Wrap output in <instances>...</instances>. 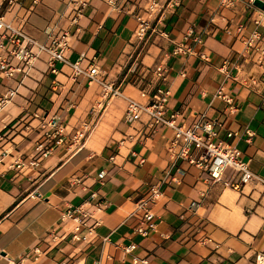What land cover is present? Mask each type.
<instances>
[{
	"label": "crops",
	"instance_id": "0c3cea01",
	"mask_svg": "<svg viewBox=\"0 0 264 264\" xmlns=\"http://www.w3.org/2000/svg\"><path fill=\"white\" fill-rule=\"evenodd\" d=\"M176 1L153 20L142 48L133 37L134 14L145 0H88L76 22L69 0H14L2 12L41 42L67 31L69 62L96 65L102 78L137 99L145 100L140 89L159 84L153 68L163 61L170 89L165 117L178 111L186 127L200 114L216 120L213 140L231 142L250 170L264 175V53L255 49L264 50V10L249 0L231 6ZM254 30L256 46H248ZM189 32L201 43L190 40L191 53L171 54ZM48 59L43 52L27 73L0 77V96L15 89L0 109V264L25 254L28 264H131L133 256L152 264H256V255L264 253L262 185L248 182L234 190L212 182L176 155L180 146L171 147L172 128L152 124L146 114L126 122L123 96L106 99L97 82L73 76L71 65L59 61L54 71ZM221 85L232 108L216 96ZM53 116L65 128L48 136L52 129L41 123ZM77 131L83 136L75 140ZM230 131L235 134L229 137ZM4 149L9 153L3 155ZM15 158L37 163L9 167ZM222 178L232 181L236 172L228 168ZM153 185L161 190L151 205L156 228L143 236L135 230L141 224L135 202ZM92 191L107 205L96 214L93 231L83 228L75 240L72 221L60 220V212L88 200ZM130 243L136 247L127 253ZM34 246L40 248L36 258Z\"/></svg>",
	"mask_w": 264,
	"mask_h": 264
},
{
	"label": "built area",
	"instance_id": "2783aa9c",
	"mask_svg": "<svg viewBox=\"0 0 264 264\" xmlns=\"http://www.w3.org/2000/svg\"><path fill=\"white\" fill-rule=\"evenodd\" d=\"M36 1V0H34ZM74 4L73 15L71 22H76L77 18L82 14L88 0H69ZM109 4L114 5V0H107ZM235 0H220L221 6H231ZM264 2V0H261ZM253 0H249L251 4ZM14 0H0V77L9 79L15 76L16 73H27L33 66L35 60L41 53L48 54V63L52 70L55 71L54 62L59 61L64 64H69L73 70V76L85 75L89 82L95 81L101 87V95L110 99L112 97L123 96L126 100L124 112V120L126 122H134L138 120L142 114H146L152 124H163L172 128L174 132L171 140V147L179 144V150L176 152L178 157L187 158L198 168L206 171L209 180L212 182L222 181L223 184L230 186L234 190H240L241 187L248 182H255L264 187V175L258 174L250 170L248 163L241 157L240 150L231 142L226 140H218L215 142L213 138L216 135L215 125L219 124L216 120L207 119L204 114L199 117L188 127L178 122L179 112L173 111L168 117H165V105L170 95V89L164 85L167 80V66L163 61L154 65L153 71L160 80L159 84L152 90L140 89L139 94L141 99H137L128 95H124L123 90L114 82L105 80L100 76V71L96 65H90L83 68L80 60L69 62L67 52L70 49V35L67 31H60L53 34L47 43L41 42L24 31L22 26L13 23L5 18L2 12V6H11ZM177 4L176 0H145L143 10L134 14L137 22L133 32L134 41L137 46L142 48L148 40L149 31L152 29L154 19H161L165 15V9ZM261 10V9H260ZM264 10V9H262ZM261 10V11H262ZM258 24L260 19H255ZM242 29L241 25L236 26V31ZM191 32L185 34L182 40L175 44L171 54H184L193 51L190 42L201 43L199 37L189 38ZM259 33L254 30L251 37L247 41L248 46H253L254 41L258 39ZM191 40V41H190ZM190 41V42H189ZM256 46V45H254ZM261 53L263 49L255 47ZM200 56L205 57V54L200 53ZM15 94V89L8 88L4 94L0 96V109L11 99ZM216 96L222 98L230 104L231 97L224 92L221 85L216 91ZM43 127L48 126L52 132L47 133L60 135L63 133L65 125L60 121L59 117L53 116L49 120L42 122ZM249 133V130H246ZM235 132H228L227 136H231ZM83 136V131H77L74 139L78 140ZM60 140V139H59ZM181 142L179 143V141ZM197 149L198 154L192 155L191 150ZM49 150V149H48ZM9 153L8 149H4L2 154ZM42 154L46 155L47 150ZM36 158L23 160L15 158L9 164L11 168L25 169L35 166ZM231 168L236 172L237 178L228 181L224 180L223 174L226 169ZM161 196L159 186L153 185L147 193L140 197L136 202V211L140 215L141 224L138 225L136 232L147 236L149 232L154 231L156 222L154 220V212L151 205L154 204ZM107 202L99 199L97 193L92 191L88 200L78 205H68L66 209L60 212V220L69 219L72 221V238L75 240L81 239L80 232L86 228L88 232H92L94 227L99 223L95 217L100 212ZM89 220H92L88 223ZM51 233H54L53 230ZM55 237V235H54ZM218 244H215L217 247ZM136 247L135 243H130L124 247L125 252H131ZM40 253V248L34 246L32 248L33 258H36ZM12 264H28V255L25 254L19 257ZM94 264H100V261H95ZM131 264H152L146 257L133 256ZM256 264H264V253L256 255Z\"/></svg>",
	"mask_w": 264,
	"mask_h": 264
},
{
	"label": "water",
	"instance_id": "95a60500",
	"mask_svg": "<svg viewBox=\"0 0 264 264\" xmlns=\"http://www.w3.org/2000/svg\"><path fill=\"white\" fill-rule=\"evenodd\" d=\"M253 5H255L256 7L260 8V9H264V2L261 0H253Z\"/></svg>",
	"mask_w": 264,
	"mask_h": 264
}]
</instances>
